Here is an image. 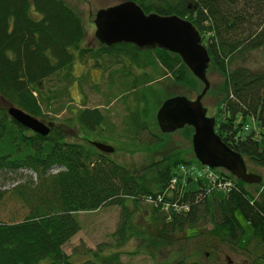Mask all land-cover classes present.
Instances as JSON below:
<instances>
[{"label": "trees", "instance_id": "trees-1", "mask_svg": "<svg viewBox=\"0 0 264 264\" xmlns=\"http://www.w3.org/2000/svg\"><path fill=\"white\" fill-rule=\"evenodd\" d=\"M133 1L146 13L176 14L188 19L198 29L202 44L206 33L208 42L203 45L210 57L206 73L212 67L223 76L216 103L220 121L215 132L244 159L264 166V71H252L241 65L228 68L233 57L264 48V0ZM84 39L82 18L65 0H0V173L28 169L36 175L35 181L29 179L13 186V194L28 209L20 221L0 220V264L43 261L44 264H125L119 250L104 253L98 248L88 249L91 255L79 262L64 252L63 244L79 230L75 213L107 204L121 206L123 218L114 232L119 247L130 234L133 210L126 199L137 206L147 196L162 193L176 175L177 167L184 165L189 169L188 165L192 164L176 153H169L151 161L138 173L91 145L66 140L56 126L43 136L7 114V105H13L39 120L45 117L42 104L50 109L63 94L69 95V85L75 78L72 67L75 60L83 63L91 58L99 65V57L104 54L117 57L116 53L138 60L140 49L132 44L106 46L98 40L99 47L91 49L82 46ZM150 52L165 73L170 74L173 83L196 90L199 80L178 54L160 48ZM87 54L90 56L86 57ZM56 78L58 81L62 78L64 83L51 88L50 83ZM144 111L145 108L131 111L129 130L133 139L138 140L140 134L147 132L140 138L141 142L145 140L141 145L151 147L162 138L151 131ZM247 117L253 120L255 128L245 123ZM75 119L80 127L94 131L100 127L103 115L98 107L83 106L75 113ZM245 126H248L246 130ZM181 129L192 135L190 126ZM195 162L198 161L194 156ZM54 166L61 169L51 172ZM217 176L232 181L231 189L223 197L214 196L217 188L204 185L200 177L194 179L189 175L176 184L171 196H165L170 202L188 204V211L177 214L170 211L172 216L167 220L158 207L152 206L153 219L160 223L148 242L153 259L160 245L176 241L171 233L186 232L193 227L198 230L208 219L214 225L208 233L223 245L244 249L252 241L260 244L261 252L253 261L264 264L263 181L245 183L221 168ZM186 182L188 187L183 188ZM250 186L255 188L252 190ZM4 195L5 190L0 188V201ZM237 211L252 227L250 238L244 241ZM189 237V234L185 236ZM159 264L204 263L183 257Z\"/></svg>", "mask_w": 264, "mask_h": 264}, {"label": "rangeland", "instance_id": "rangeland-1", "mask_svg": "<svg viewBox=\"0 0 264 264\" xmlns=\"http://www.w3.org/2000/svg\"><path fill=\"white\" fill-rule=\"evenodd\" d=\"M65 1L75 8L82 18L85 26V39L82 46L96 49L100 44L94 35L96 12L101 8H107L125 0ZM207 42L208 38L205 33L203 44L205 45ZM150 51L139 50L137 61L117 53L114 54L117 57L102 55L99 57V65L91 58L83 60V63L75 60L72 65L75 78L69 85V95L63 94L52 103L50 109H46L42 104L45 117H42L41 120L45 123L52 121L70 142H82L93 147L91 142L95 140L113 146L114 151L108 154L110 159L124 164L138 173L151 161L159 160L169 153H176L179 158L193 163L191 134L188 135L182 129L162 132L155 116L158 108L166 99L183 95L194 100L203 85L199 81L196 90H192L182 84L173 83L170 74L165 73ZM88 55L86 57L90 56ZM238 65L252 71H264V48L251 50L243 57H233L228 63V68ZM207 78L210 88L203 97L202 104L207 109L208 116H215L216 127L220 121L216 103L219 99L218 92L223 76L218 70L210 67L207 71ZM62 83H64L62 78L59 81L56 78L51 81L50 87H58ZM83 106L98 107L103 115L100 127L94 131L85 130L76 122L75 113ZM143 108L146 110L143 112L144 119L150 124L151 131L162 138L151 147L141 145L145 140L143 139L141 142L140 138H144L147 132L140 134L139 140L137 138L136 140L133 139L132 132L129 130L131 111H140ZM245 123H248L251 128L256 127L249 117L245 119ZM244 161L247 170L260 175L264 183V166L256 165L247 158ZM59 169L61 167L54 166L51 168V172H56ZM29 179L35 181L36 175L28 169H20L15 173H0V188L5 190L4 198L0 201L1 221L16 222L25 217L28 208L13 194V186L22 184ZM201 179L204 185L210 184L208 177L203 173ZM185 186H187V182L183 188ZM191 186L189 185V187ZM254 188L255 186H250V189ZM213 195L220 198L225 195V192L216 189ZM213 195L210 193L209 199ZM125 202L133 210V213H131V223L128 227L129 238L122 245L117 247L114 238V232L123 218L122 207L107 204L96 210L75 213L79 230L63 244L64 252L76 262L91 255L88 249L98 248L104 253L112 250L121 251V260L125 264H159L183 257L187 260L195 259L204 264L216 262L220 264H257L253 259L261 252L260 244L252 241L244 249H233L228 245H223L218 242L217 237L208 233L214 227L208 219L201 223L198 227L199 231L193 227L186 232L182 230L171 233L170 236H175L176 241L173 244L160 245L158 252H155L156 257L153 259L149 255L148 242L152 233H156L159 229L160 223L153 219L152 206L143 200H140L137 206L128 198ZM236 216L244 229L242 241L249 239L252 234L250 223L239 211ZM197 232L202 233L193 235ZM188 234L190 237L185 238ZM44 263L45 261L41 264Z\"/></svg>", "mask_w": 264, "mask_h": 264}, {"label": "water", "instance_id": "water-1", "mask_svg": "<svg viewBox=\"0 0 264 264\" xmlns=\"http://www.w3.org/2000/svg\"><path fill=\"white\" fill-rule=\"evenodd\" d=\"M94 24L95 37L106 46L127 43L138 49L160 48L178 54L203 87L194 100L183 95L166 99L155 116L159 128L162 132H173L190 126L193 130L192 151L199 163L210 168H223L245 183H261V176L248 172L244 158L221 140L214 129V118L206 114L202 98L210 87L206 75L210 57L198 29L191 21L176 14L146 13L135 1L125 0L99 9ZM7 114L23 127L43 136L53 125L13 105L7 106ZM91 143L101 153L114 151L113 146L106 143Z\"/></svg>", "mask_w": 264, "mask_h": 264}, {"label": "built area", "instance_id": "built-area-1", "mask_svg": "<svg viewBox=\"0 0 264 264\" xmlns=\"http://www.w3.org/2000/svg\"><path fill=\"white\" fill-rule=\"evenodd\" d=\"M248 126H245L247 129ZM190 173L193 176H201V174H205L208 177L211 185L218 190L223 192H228L232 187V181L226 178H219L216 174L212 171L205 169H198L196 167H190L189 169L183 165L178 167L177 174L171 178L168 185L163 189V192L156 195H149L145 198L148 203L153 204L155 207H158L161 211L167 214L168 218H170V211L171 213L174 211L176 213L186 212L189 209L188 204H178L176 202H170L165 199L172 195L173 190L176 187V184L185 179V176Z\"/></svg>", "mask_w": 264, "mask_h": 264}, {"label": "flooded vegetation", "instance_id": "flooded-vegetation-1", "mask_svg": "<svg viewBox=\"0 0 264 264\" xmlns=\"http://www.w3.org/2000/svg\"><path fill=\"white\" fill-rule=\"evenodd\" d=\"M53 127H55V124H53Z\"/></svg>", "mask_w": 264, "mask_h": 264}, {"label": "bare ground", "instance_id": "bare-ground-1", "mask_svg": "<svg viewBox=\"0 0 264 264\" xmlns=\"http://www.w3.org/2000/svg\"><path fill=\"white\" fill-rule=\"evenodd\" d=\"M168 185V184H167Z\"/></svg>", "mask_w": 264, "mask_h": 264}]
</instances>
